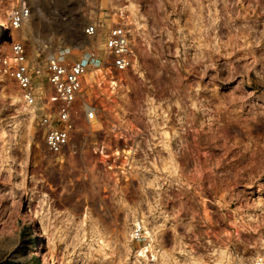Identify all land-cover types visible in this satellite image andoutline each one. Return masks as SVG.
<instances>
[{"label": "rangeland", "instance_id": "obj_1", "mask_svg": "<svg viewBox=\"0 0 264 264\" xmlns=\"http://www.w3.org/2000/svg\"><path fill=\"white\" fill-rule=\"evenodd\" d=\"M23 7L22 27L0 31V58L17 41L32 69L61 51L102 54L85 28L125 13L134 65L88 81L61 155L37 124L57 107L47 78L32 117L0 66V264H38L40 244L53 264L264 257V0H0V15Z\"/></svg>", "mask_w": 264, "mask_h": 264}, {"label": "built area", "instance_id": "obj_2", "mask_svg": "<svg viewBox=\"0 0 264 264\" xmlns=\"http://www.w3.org/2000/svg\"><path fill=\"white\" fill-rule=\"evenodd\" d=\"M31 10L15 8L11 14L7 28L18 30L30 17ZM119 21L113 27L106 28L104 23H92L85 28V33L90 38H103V53L90 52L76 60H68L67 51H61L47 58L45 66L37 64L31 68L25 45L14 42L10 52L0 58V66L18 85L22 97L29 106L37 104L38 96L34 88L35 79L47 78L51 94L47 96L48 104L57 106L38 118V127L43 132L46 146L55 155H61L68 149L72 142L74 131L73 105L81 98L86 84V76L90 79L102 77L107 80L115 73L121 74L130 70L134 65L132 40L130 35L131 24L125 13L119 15ZM96 109L86 105L84 118L92 123L96 119ZM128 152L129 155H124ZM122 153V154H121ZM129 151H122L128 161ZM106 157H109L108 155ZM129 169L128 171H130ZM145 227L139 224L135 229V238L140 239ZM243 264V263H241ZM248 264H264V257H256Z\"/></svg>", "mask_w": 264, "mask_h": 264}, {"label": "bare ground", "instance_id": "obj_3", "mask_svg": "<svg viewBox=\"0 0 264 264\" xmlns=\"http://www.w3.org/2000/svg\"><path fill=\"white\" fill-rule=\"evenodd\" d=\"M132 16H135V14H133ZM7 21H6V19L5 18H3L1 15H0V31H5L6 30V27H7ZM136 24H138L137 23V21H136ZM139 25V24H138ZM85 81H86V84L88 83V81H90V77L89 76H86V79H85ZM23 105H22V110H23V112L25 113V114H29V115H32V117L34 116V114H33V108H36L35 106H29L28 104H26V102L24 101V99H18ZM32 107V108H31ZM28 116V115H27ZM137 225H138V223H136ZM150 224V223H149ZM147 230H149L148 228H147ZM148 234H149V237L151 238V244L149 245V246H147V248H148V250L150 249H153L154 248V252H155V247H154V245H153V242L155 241V239L154 238H152L153 237V234L152 233H150V232H148ZM155 236V235H154ZM157 236V235H156ZM45 248V247H44ZM43 248V245L42 244H40L39 246H38V248H37V251L39 252V254H40V257H41V259L42 260H40L41 261V263L42 264H53V262L50 260V258L48 257V255L45 253V249ZM147 248H145V249H147ZM144 249V250H145ZM158 252H160V251H158L157 249H156V252L155 253H158Z\"/></svg>", "mask_w": 264, "mask_h": 264}, {"label": "trees", "instance_id": "obj_4", "mask_svg": "<svg viewBox=\"0 0 264 264\" xmlns=\"http://www.w3.org/2000/svg\"><path fill=\"white\" fill-rule=\"evenodd\" d=\"M37 263H38V264H41V261H40V259H37Z\"/></svg>", "mask_w": 264, "mask_h": 264}]
</instances>
